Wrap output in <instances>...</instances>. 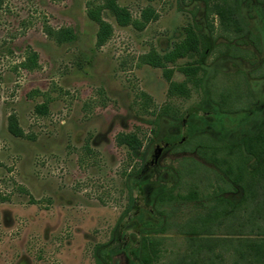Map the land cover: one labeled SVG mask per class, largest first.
I'll return each mask as SVG.
<instances>
[{
	"label": "rangeland",
	"instance_id": "obj_1",
	"mask_svg": "<svg viewBox=\"0 0 264 264\" xmlns=\"http://www.w3.org/2000/svg\"><path fill=\"white\" fill-rule=\"evenodd\" d=\"M105 1L0 0V264H140L143 232L165 223L167 253L161 264H167L172 252L184 248L172 225L209 201L167 205L170 218L156 211L157 196L179 182V160H199L175 147L202 133L241 143L264 127V78L252 73L264 60V5L246 0L242 10L262 41L254 63L196 54L167 65L174 71L172 81L187 82L186 98L170 97L163 69L141 58L153 50L164 55L195 22L209 48L229 43L220 30L214 39L209 35L204 3L117 0L134 20L147 7L159 18L139 31L119 26L105 10L103 18L114 32L97 47L98 25L88 10ZM66 28L76 39L59 43L56 33ZM199 61L206 70L199 76L206 80L218 73L219 86L236 81L239 71L248 74L255 106L221 113L180 71ZM44 103L48 113L40 115L36 107ZM12 115L25 137L9 133ZM119 133L137 135L141 148L118 146ZM179 190L188 191L184 185Z\"/></svg>",
	"mask_w": 264,
	"mask_h": 264
},
{
	"label": "trees",
	"instance_id": "obj_2",
	"mask_svg": "<svg viewBox=\"0 0 264 264\" xmlns=\"http://www.w3.org/2000/svg\"><path fill=\"white\" fill-rule=\"evenodd\" d=\"M201 1L204 3L206 28L211 38L214 39L216 32L220 30L230 41L220 47L213 43L209 48L202 26L195 22L185 29V38L164 55L155 50L143 55L141 61L144 64L163 69L164 77L170 83V97L188 98L190 89L187 82L172 81L174 71L167 68L168 64L196 54L201 57L226 55L232 59L254 63L257 54L262 53L261 37L242 12L246 0ZM257 3L264 5V0H257ZM105 10L112 13L119 26H133L139 31L159 18L154 8L147 7L142 10L140 19L134 20L130 11L119 5L117 0H106L99 6L92 5L88 10V17L98 25L97 47L104 46L114 32L113 26L103 18ZM75 39V31L71 28L61 29L56 33L59 43L73 42ZM248 47H252V50ZM180 71L194 87L208 94L211 102L223 114L248 112L257 102L249 75L245 72H237L238 78L232 84L223 83L219 86L215 84L218 73L206 80L199 76L200 73L206 76V70L200 61L183 66ZM252 73L255 79L264 78V60ZM36 112L46 115L47 104L37 106ZM8 130L16 138L25 137L15 115L8 120ZM116 142L118 146L128 147L132 151L139 150L142 145L141 140L133 133H119ZM178 144L175 147L178 153L190 152L196 154L199 160L194 157L179 160L176 170L179 182L171 190L157 196L156 211L159 215L170 218L173 214L167 215L166 208H163L167 205L173 208V204L178 202H197L206 198L209 201L202 203L187 220L172 225L177 228L178 235L183 236L184 248L182 251L172 252L167 264H264V127L256 134L247 136L241 143H229L202 133ZM183 185L188 189L186 194L179 190ZM200 186L211 191L204 194L200 191ZM228 194L239 198L225 197ZM167 230L165 223L159 229L143 232L140 264H161L167 253Z\"/></svg>",
	"mask_w": 264,
	"mask_h": 264
}]
</instances>
